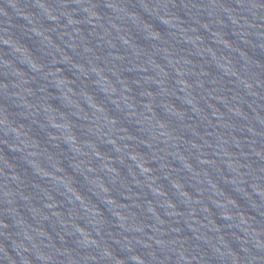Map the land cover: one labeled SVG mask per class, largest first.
Returning <instances> with one entry per match:
<instances>
[{"label":"water","instance_id":"95a60500","mask_svg":"<svg viewBox=\"0 0 264 264\" xmlns=\"http://www.w3.org/2000/svg\"><path fill=\"white\" fill-rule=\"evenodd\" d=\"M0 264H264V0H0Z\"/></svg>","mask_w":264,"mask_h":264}]
</instances>
